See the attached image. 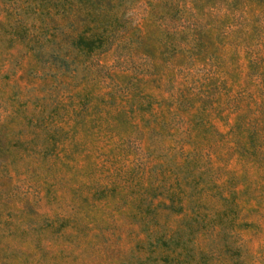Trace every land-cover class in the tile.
<instances>
[{
  "label": "trees",
  "instance_id": "trees-1",
  "mask_svg": "<svg viewBox=\"0 0 264 264\" xmlns=\"http://www.w3.org/2000/svg\"><path fill=\"white\" fill-rule=\"evenodd\" d=\"M0 152L61 205L47 245L108 229L138 264H198L203 236L239 248L264 176V0H0Z\"/></svg>",
  "mask_w": 264,
  "mask_h": 264
},
{
  "label": "rangeland",
  "instance_id": "rangeland-1",
  "mask_svg": "<svg viewBox=\"0 0 264 264\" xmlns=\"http://www.w3.org/2000/svg\"><path fill=\"white\" fill-rule=\"evenodd\" d=\"M6 156L0 152V264H29L32 261H34L32 264H138L135 245H125L127 239H121L119 243H115V239L111 241L108 234L111 230L108 229H106L107 235L101 232H88L80 235L79 239L73 237L47 245L44 240L54 237L49 232L51 230L49 217L51 212L58 210L61 205L45 199L36 201L37 189L28 183V175L16 176L12 182H9V161L5 166H2L1 162L6 160ZM258 181L261 185L260 189L256 188L252 193L243 191L240 196L241 210L236 225V237L239 239L240 247H237L235 240L222 234L215 237V241L209 236H203L198 241L202 253L197 251L195 257L198 264H264V176L259 177ZM47 189L50 193L54 187L47 186L43 190L44 196ZM30 200L31 204L19 212L12 210L13 205L18 207L15 205L26 204ZM216 207L220 208V203L215 204L211 209ZM175 216L173 214L169 217L170 223L175 226L182 227L188 221L178 219L175 222ZM15 217L30 222L32 228L25 234L19 235L20 227L14 220L16 230L12 237ZM15 235L23 236L25 239L40 236L43 240L39 246L46 252V256L39 255L40 249L37 248L34 249L35 256L31 260L25 253L13 252L11 246ZM19 241L20 238L16 240ZM215 247L217 250L212 251Z\"/></svg>",
  "mask_w": 264,
  "mask_h": 264
}]
</instances>
